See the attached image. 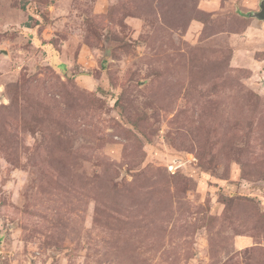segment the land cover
<instances>
[{"label":"rangeland","instance_id":"1","mask_svg":"<svg viewBox=\"0 0 264 264\" xmlns=\"http://www.w3.org/2000/svg\"><path fill=\"white\" fill-rule=\"evenodd\" d=\"M262 0H0V264H264Z\"/></svg>","mask_w":264,"mask_h":264},{"label":"water","instance_id":"2","mask_svg":"<svg viewBox=\"0 0 264 264\" xmlns=\"http://www.w3.org/2000/svg\"><path fill=\"white\" fill-rule=\"evenodd\" d=\"M251 15L255 16L257 19L264 21V0L261 1L259 10L251 13Z\"/></svg>","mask_w":264,"mask_h":264}]
</instances>
